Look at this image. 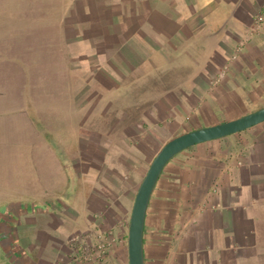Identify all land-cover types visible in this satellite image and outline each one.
Returning <instances> with one entry per match:
<instances>
[{"label": "rangeland", "instance_id": "rangeland-1", "mask_svg": "<svg viewBox=\"0 0 264 264\" xmlns=\"http://www.w3.org/2000/svg\"><path fill=\"white\" fill-rule=\"evenodd\" d=\"M44 1L35 10L36 0H0V90H9L11 98L0 97V218L3 202L22 203L25 189H45L38 214V229L43 232H52L47 223L53 206L62 201L82 211L93 187H99L101 201L113 200L117 210L123 199L121 185L133 176L118 180L111 176V169L120 171L128 164L132 173L143 159L147 167L173 136L264 105L253 103L240 89L242 101L236 93L211 94L198 104L200 93H192L189 101L183 98L191 93L196 76L208 70L213 55L221 51L219 38L225 29H216L218 25H206L184 41L170 38L160 25H143L144 29L124 25L118 42L105 43L117 29L78 25L72 8L58 6V0ZM213 32H219L218 39ZM227 68V63L220 64L214 75L205 78L204 88L217 86ZM248 87L244 84L243 90ZM181 99L183 104L175 102ZM129 124L142 125L145 133L129 126L128 133L138 132L128 135ZM134 141L146 147L148 142V157L142 158ZM90 151L97 153L92 164L98 168L83 159L92 155ZM104 171L111 181L105 179ZM111 184L116 194L103 190ZM114 220L113 228L87 233L90 246L97 239L107 243V255L114 251L118 238ZM127 223L117 225L127 229ZM20 252L24 264L36 262L35 256ZM124 254L122 263L127 264ZM112 257L114 264L116 257ZM0 264L18 263L0 251Z\"/></svg>", "mask_w": 264, "mask_h": 264}, {"label": "crops", "instance_id": "crops-1", "mask_svg": "<svg viewBox=\"0 0 264 264\" xmlns=\"http://www.w3.org/2000/svg\"><path fill=\"white\" fill-rule=\"evenodd\" d=\"M57 2L63 8H72L73 21L78 25H105L107 31L117 29L106 37L105 43L110 40L118 42L124 25H141L142 28L143 25H160L170 38L182 41L206 25H218L216 29H225L219 38L221 51L213 55L214 62L209 64L208 70L196 76L191 93L183 98L189 101L192 93H200L202 98H197L196 104L217 93H236L240 98V89L242 95L248 96L253 103H264V20L260 24L255 21L259 14L264 13V0ZM43 5L44 0H36L32 7L36 10ZM218 33L211 34L218 39ZM223 63H227L229 68L222 81L213 88H204L205 78L214 75ZM246 71L250 76L244 75ZM246 83L249 87L244 91ZM1 96L11 101L9 90H0ZM175 102L183 104V99ZM171 105L172 102L168 107ZM129 126H137L141 128L140 132L145 133L142 125L129 124L125 131L128 135L138 132L128 133ZM134 144L142 158L148 157V142L147 147L139 141ZM90 152L92 155L87 154L83 159H89L90 166H95L92 165V156L97 153ZM123 159L129 160V157ZM102 161H105L104 156ZM143 162L135 165L132 173L128 164H124L125 168L120 171L111 169V176L118 180L133 176L129 177L127 185H121L123 199L119 201L117 210L113 200L105 201V205L99 199V187H93L87 194L82 211L62 201L61 205L53 206L52 218L47 223L51 233L38 229L41 221L38 214L42 212L39 207L44 205L40 197L45 189L23 190L26 198L22 203L4 201L1 205L4 214L0 218V251L18 264H24L19 262L22 249L35 256L34 264H59L63 260L66 264H111V255L116 257L114 264H123L124 251L127 262L126 229L117 224L128 222L135 192L148 168L145 167L146 159ZM86 171L84 174L87 175ZM107 172L104 171L103 176L111 181ZM51 190L52 193L56 191L55 188ZM103 190L109 191L108 194L117 193L113 184ZM113 220L119 231L112 253L97 261L72 258V247L69 246L72 235L113 228ZM5 237L9 242L3 247L1 242ZM143 253L144 264H264V121L228 135L225 140L221 137L190 146L166 163L149 198Z\"/></svg>", "mask_w": 264, "mask_h": 264}, {"label": "water", "instance_id": "water-1", "mask_svg": "<svg viewBox=\"0 0 264 264\" xmlns=\"http://www.w3.org/2000/svg\"><path fill=\"white\" fill-rule=\"evenodd\" d=\"M263 121L264 105L234 118L186 130L162 144L151 159L133 198L125 237L128 264H144L143 230L146 211L154 185L166 163L190 146L243 131ZM8 242L9 238L5 237L1 245L6 247Z\"/></svg>", "mask_w": 264, "mask_h": 264}, {"label": "built area", "instance_id": "built-area-1", "mask_svg": "<svg viewBox=\"0 0 264 264\" xmlns=\"http://www.w3.org/2000/svg\"><path fill=\"white\" fill-rule=\"evenodd\" d=\"M263 20L264 13L259 14L255 19L257 24H260ZM70 243L72 245V249H74L72 254L75 260H81L82 258L85 260L94 259L97 261L103 260L107 255V243L103 239H97L96 243L93 246H90L88 244L87 234H76L70 237Z\"/></svg>", "mask_w": 264, "mask_h": 264}, {"label": "flooded vegetation", "instance_id": "flooded-vegetation-1", "mask_svg": "<svg viewBox=\"0 0 264 264\" xmlns=\"http://www.w3.org/2000/svg\"><path fill=\"white\" fill-rule=\"evenodd\" d=\"M85 160H86V162H87V164H89V165H91V161L89 160V159H86V158H84ZM93 165V164H92ZM96 167H98L97 165H95ZM8 248L10 249L11 247H10V245H8Z\"/></svg>", "mask_w": 264, "mask_h": 264}, {"label": "trees", "instance_id": "trees-1", "mask_svg": "<svg viewBox=\"0 0 264 264\" xmlns=\"http://www.w3.org/2000/svg\"><path fill=\"white\" fill-rule=\"evenodd\" d=\"M125 235V234H124ZM20 263L22 262L21 260L19 261ZM22 264V263H21Z\"/></svg>", "mask_w": 264, "mask_h": 264}]
</instances>
